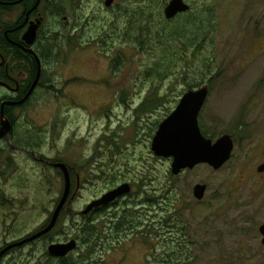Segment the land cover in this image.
I'll use <instances>...</instances> for the list:
<instances>
[{"label":"rangeland","instance_id":"rangeland-1","mask_svg":"<svg viewBox=\"0 0 264 264\" xmlns=\"http://www.w3.org/2000/svg\"><path fill=\"white\" fill-rule=\"evenodd\" d=\"M105 1L50 0L59 16H47L45 36L57 65L48 66L53 89L34 99L30 128L45 135L43 153L70 169L72 188L47 240L77 236L74 225L84 223L75 215L127 183L134 190L132 213L142 210L143 198L156 203L142 216L143 228L136 220L140 234L104 232L108 237L102 235L95 247L100 252L93 254L99 263L92 264H264L258 232L264 172H257L264 164V0H184L208 20L198 43L170 62L155 44H134L136 30L128 22L138 17L137 0H113L109 8ZM183 15L169 28L180 27ZM203 86L209 93L198 116L201 132L213 142L230 135L234 149L218 171L203 164L173 176L172 160L151 151L156 126L183 92ZM110 175L116 180L106 179ZM77 181L84 185L79 192ZM195 185L207 187L201 201L193 197ZM62 189L54 170L30 164L6 171L0 178V248L45 225ZM102 217L95 226L105 231ZM44 246L27 248L21 257L35 252L30 263H46ZM85 247L80 243L74 254L78 264H90Z\"/></svg>","mask_w":264,"mask_h":264},{"label":"flooded vegetation","instance_id":"flooded-vegetation-1","mask_svg":"<svg viewBox=\"0 0 264 264\" xmlns=\"http://www.w3.org/2000/svg\"><path fill=\"white\" fill-rule=\"evenodd\" d=\"M50 5V0H0V132L3 131V136L0 137V178L3 177L6 171L9 173L14 169L19 171L20 169H25L26 166L30 167V164L39 171H56L57 169L53 168L52 165L62 163L60 160L50 159L43 153L42 146L44 140H46L45 135L41 133L40 129L36 132L35 129L30 128L32 121L31 108L36 103L34 99L39 93L53 89L52 76H46L47 70H49L48 66H52L54 62L57 65L56 57L52 55V52L46 45L45 21L47 20V16L55 19L59 16L57 9L53 14ZM48 31L50 30L48 29ZM185 93L183 92V94ZM182 96L177 100V105ZM3 124H5L4 130ZM158 126L157 123V129ZM81 184V182L77 181L75 192H79ZM133 192L134 190L131 187L128 195L108 206L96 208L87 215L81 214L83 210L77 213L75 217L82 218L84 223L79 228L78 224L74 225L78 229L77 236L68 237L62 242H56L66 244L75 240L77 243L76 249L64 258L49 257L55 260V264H78V258H75L74 254L81 243L78 235L82 232L83 228L87 225L94 227L95 222L103 214L104 217L102 218L106 220L105 225L108 229L102 231L95 226L96 230L94 231L100 235H104V232L108 235L111 234L116 220L124 212H132L134 210H131L132 205L136 204V202H132V198L134 197ZM154 203H156L155 199L147 197L139 202L142 210L135 212V214L137 225L140 228H143L142 225L144 223L142 216L146 217V214L150 213L148 210L152 211ZM115 207H119V211L118 209L115 211ZM48 222L49 220L39 230L44 228ZM137 225L127 232L140 234ZM56 226L45 236L11 248L2 256L0 264H3L5 259H10L12 264H31V256L33 257L35 252L30 253V251H27V255L24 258L21 255L25 254L24 251L27 248L32 250L33 246L38 243H45L43 257L48 259L47 248L55 242L48 241L47 238L55 231ZM39 230L9 244H5L0 248V251L9 245L22 242L36 234ZM85 250L90 254L89 263L92 264L93 261L96 263L97 260L93 254L100 251H95V248L92 247H87ZM43 264H48L47 260ZM114 264H118V262H114Z\"/></svg>","mask_w":264,"mask_h":264},{"label":"water","instance_id":"water-1","mask_svg":"<svg viewBox=\"0 0 264 264\" xmlns=\"http://www.w3.org/2000/svg\"><path fill=\"white\" fill-rule=\"evenodd\" d=\"M113 0H106L104 6L111 7ZM191 7L184 0H169L163 9V17L171 21L188 13ZM209 89L203 86L198 90H189L181 97L175 110L166 117L158 126L151 142V151L155 157L171 159L170 172L178 176L185 170H192L198 165H207L214 171L220 170L231 158L234 141L228 134H224L214 142L206 138L199 127L198 116L208 97ZM5 124H3V130ZM0 132V137L3 136ZM53 168L59 170L63 178V189L57 206L52 212L48 224L36 234L19 242L12 244L0 251V260L11 248L32 242L42 236L49 234L56 226L57 220L69 201L71 190L70 171L64 163H56ZM258 173L264 172V164L257 168ZM206 185H195L193 197L197 201L204 198ZM131 191L129 184L124 183L109 190L100 198L89 203L81 212L87 215L99 207H105L128 195ZM261 236V245L264 247V224L258 228ZM77 247L75 240L66 244L53 243L47 248V254L54 258H64L72 253Z\"/></svg>","mask_w":264,"mask_h":264},{"label":"trees","instance_id":"trees-1","mask_svg":"<svg viewBox=\"0 0 264 264\" xmlns=\"http://www.w3.org/2000/svg\"><path fill=\"white\" fill-rule=\"evenodd\" d=\"M164 6H166V0H137V9L134 10V12L138 14V17L133 22H128V29L131 30L134 28L136 30L134 41L136 46L140 48H151V45L155 44L162 58L170 62L173 56H177L179 52H185L189 48H193L195 44L198 43L208 18L203 17V13H192L191 8L188 13L183 15V21L179 24L180 27L178 26V28L172 29L169 28V26L174 20L165 21L162 16L161 8ZM118 9L119 11H123V8L119 5ZM56 172L58 176L62 177L59 170H56ZM71 177L72 175L70 173V178ZM106 179L115 181L116 176L110 175ZM62 215L63 211L59 217ZM136 220L137 217L135 213L124 212V214L116 220L115 224H113V231L109 235L119 236L120 234L126 233L135 226ZM94 230H96L95 226L90 227L87 225L78 235L81 243L86 246L85 249H87V247L95 248L101 243L102 235L97 234ZM104 236L108 237V235ZM47 256L48 264H55V260L51 259L49 255Z\"/></svg>","mask_w":264,"mask_h":264}]
</instances>
